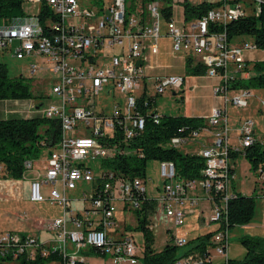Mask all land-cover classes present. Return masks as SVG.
<instances>
[{
	"label": "built area",
	"instance_id": "2783aa9c",
	"mask_svg": "<svg viewBox=\"0 0 264 264\" xmlns=\"http://www.w3.org/2000/svg\"><path fill=\"white\" fill-rule=\"evenodd\" d=\"M29 2L35 5L31 12L22 9V16L0 20V52L12 47L15 60L41 59L53 79L49 92L52 100L37 110L36 116L57 123V138L46 147L41 173L33 170L34 160H24L22 166L23 174L35 173L28 184V201L47 202L59 208L61 215L43 226L51 235L49 245L32 236L1 234L0 264L51 258L54 264H89L78 256L79 252L107 255L109 264H139L142 250L123 231L111 232L116 204L135 211L143 201L154 202L172 229L182 226L185 216L193 212L201 226L218 225L208 240L200 242L201 249L186 250L171 264H227V207L234 197L230 161L240 157L247 162L245 155L253 149L258 151L254 165L247 163L255 177L257 196L264 197V135L256 136L252 121L244 117L237 120L235 142L231 143L226 109L228 105L246 109L253 88L243 84L254 74L263 79L264 73H255L252 63L264 61H248L246 55L259 49L253 42L231 43L224 27L247 14L257 17L264 0H179L180 6L183 2L211 6L190 21H184L182 8L177 21V0H132L129 11L125 0L89 6H82L79 0ZM41 7L44 13L40 16ZM163 18V36L170 40L171 51L197 57L205 77L216 81L211 93L222 105L211 109L198 131L167 142V146L176 148L196 139L200 132L211 137L198 153L203 160L200 177L178 179L170 161L158 162L160 185L155 188L156 196L148 197L145 178L128 180L105 167L93 177L85 163L133 155L135 149L130 143L141 135L144 117L149 116L153 125L161 119L149 112L154 100L182 87V77H146L142 68L145 54H157ZM100 50L105 55L98 54ZM109 50L111 54L106 53ZM35 71L31 67L30 73ZM103 90L106 96H118L108 118L93 108L94 98ZM258 112L263 116L264 132V100ZM2 172L0 165V178ZM78 183L91 184L89 197L83 195L82 199L90 203V208H84L83 214L73 213L71 200L66 198V192L74 191ZM202 203L207 207H201ZM170 237L177 249L186 245L183 239ZM214 257L221 260L213 263Z\"/></svg>",
	"mask_w": 264,
	"mask_h": 264
},
{
	"label": "rangeland",
	"instance_id": "374dc122",
	"mask_svg": "<svg viewBox=\"0 0 264 264\" xmlns=\"http://www.w3.org/2000/svg\"><path fill=\"white\" fill-rule=\"evenodd\" d=\"M131 2L132 0H125L126 11H129L128 5ZM22 4V9H24L25 13L33 10V8H31L33 3L31 4L29 0H22ZM37 6L39 5L37 4ZM82 6H89V4L83 2ZM178 6L179 4H177V7ZM240 41L248 43L251 42L249 38L245 36L239 38L238 42ZM157 47L158 54L153 57H148L146 61L145 73H148V76L157 74L155 76L167 77L171 76L169 74L178 73H181L184 76L187 75V72L184 70L185 56L181 54H174L171 51V43L167 38L160 39L157 43ZM106 53L111 54V51L109 50ZM98 54L105 55V52L100 50L98 51ZM246 57L252 58V61H264V50H257L249 55H246ZM0 63L6 68L7 78L12 79L21 76L28 84L29 91L31 93V99L12 100L14 105L18 107H23L25 105L29 114L36 113V115H38L37 110L39 112L52 100V96L49 92L53 79L48 73V67L45 66L43 61L39 58L15 60L12 57V47L0 52ZM31 67L36 69L33 74L30 73ZM146 68L151 70H146ZM148 83H150V81H148ZM251 93L252 96L249 100H247L246 109L240 110L232 108L230 105L227 106V114L229 116L228 127L231 130L237 117H245L249 121H252L256 136H263V116L258 112V105L260 101L264 100V89L253 88L251 89ZM180 96L182 97L179 90L174 91V95H172L169 91L164 92L155 99L156 102L151 106L149 112H155L158 117H184L186 114L185 106L187 104L186 99L180 100ZM117 98L118 96L116 93H112L111 96H106L105 90H103V92L96 96L93 100V108L95 112H102L103 116L107 118L110 117ZM212 104V97L206 90L203 91L202 89H198L195 93H193V91L191 92L188 106L191 112L190 114H198V118H201L204 123L207 118L204 114H206V111H209L207 114L209 116ZM34 107L36 108V111H34ZM122 110L125 111V108L123 107ZM201 131L204 130L202 129ZM209 142H211V137L205 132H200L196 139L191 140L184 145H178L176 146V149L182 154H193L196 153L197 149L207 145ZM45 150V148H42L38 151L39 153L37 152L38 156L35 161L36 164L41 163L45 158ZM101 163L102 161L95 160L92 162H86L85 165L90 169L89 172L91 175L96 177L99 171L104 168L101 166ZM230 164H232L233 167L232 191L254 198L253 213L249 223L244 226L231 227L227 231V257L231 258L229 260L239 261L245 254L244 248L240 243L242 238L256 241L264 247V197L257 196V191L255 189L256 184L254 183L255 177L253 172L250 170L249 164L245 160L237 157L232 159ZM158 165L157 161H148L145 165V191L148 197H155L157 193L155 188L160 185ZM34 169L38 168L36 167ZM31 174H34V172H27L26 179L31 176ZM57 189L59 190V188ZM90 193L91 184L87 183H78L74 191L66 192V198L71 200L73 213L83 214L84 208H90V203L88 201H82L83 195H86V198H88ZM1 207L2 206H0V208ZM11 211L12 219L9 218L11 221L10 225L7 224L9 221H2V217L0 215V233L12 230V233H16L18 235L36 234L37 236L38 233H35V230L28 228V224L18 221L16 216L18 218V216H21L24 213L29 219H40L46 221L47 219L52 220L53 218L61 215L59 208L56 206L49 205L47 202L31 204L25 198L20 202H12ZM136 211L127 209L122 210L121 205L116 204L115 213L113 215L114 228L119 231L124 227L125 230H122L124 236L129 238L136 248H141L143 244L142 233L134 229L137 224L136 215L138 214H136ZM151 212L152 211L148 213L146 220L148 223H151V232L153 235L152 246L155 251H160L164 246L165 241H168V244H171L172 241L170 240V235L172 234L177 240L183 239L186 241V245L184 247L177 249V253L181 254L183 251L193 248L197 243L195 238L199 235L198 233H203L205 231L203 230V227H199L198 225L201 222L197 223L198 219L196 212L186 216L184 218L183 225L175 227L174 229L170 227V224L163 218L158 210L154 209L153 212ZM94 218L97 219L96 216H94ZM217 226V224L210 225V231H215ZM114 228L112 229V232L114 231ZM170 228L171 230L169 231ZM41 235L43 236L42 233ZM78 255L82 259H85L89 264H109V257L107 255L103 256L94 252H79ZM220 260V257H214L213 263L219 262ZM41 263L50 264L47 261Z\"/></svg>",
	"mask_w": 264,
	"mask_h": 264
},
{
	"label": "trees",
	"instance_id": "16d2710c",
	"mask_svg": "<svg viewBox=\"0 0 264 264\" xmlns=\"http://www.w3.org/2000/svg\"><path fill=\"white\" fill-rule=\"evenodd\" d=\"M210 7L205 3L194 6L183 2L181 4L183 19L184 21H190L198 18ZM42 9L43 7H41L40 16L44 13ZM22 15V0H0V20ZM218 30H221V28ZM224 32L231 43H238V39L245 36L259 50H264V6H261L257 17L249 14L242 16L238 20L225 25ZM186 66L190 75H196L198 72L203 71L199 66L190 68L188 63ZM252 69L255 73H264V63L253 62ZM243 87H264V77L262 79L261 75L254 74L243 84ZM28 99H31V93L26 81L21 76L12 79L7 78L6 68L0 63V101ZM144 118L145 125L141 135L130 143V146L135 149V153L129 157L103 161L101 166L111 169L117 175L130 180L134 177L145 178V165L148 161H170L175 167L178 179L192 180L200 177L199 170L203 167V160L198 155L182 154L176 148L167 146V142L172 137L185 138L189 134L198 131L203 126V120L201 118L161 116L158 125H153L149 120V116ZM57 134V123L40 117L0 120L2 177L20 178L23 174V161L36 159L38 151L42 148L46 149L48 145L54 142ZM41 141H45V143L42 144ZM257 152L256 149H253L248 155H245L251 166L258 160L259 155ZM253 200L252 197L239 193L234 194L227 207L228 229L249 223L253 213ZM151 206L149 202L143 201L139 210H135L138 215H136L137 224L134 229L140 231L143 237L140 264H171L175 257L185 253L186 250L178 254L177 248L173 246L172 242L168 244V241H165L160 251L153 249V235L146 220L148 216L147 209ZM210 236L211 232H208L196 237L197 244L192 249H201L202 244L200 242L208 240ZM240 243L245 251L244 257L239 261L227 260V264H264V247L261 244L247 238H242ZM49 260L46 259V261ZM41 262L43 261L40 259L32 261L22 259L17 264H41Z\"/></svg>",
	"mask_w": 264,
	"mask_h": 264
},
{
	"label": "crops",
	"instance_id": "0c3cea01",
	"mask_svg": "<svg viewBox=\"0 0 264 264\" xmlns=\"http://www.w3.org/2000/svg\"><path fill=\"white\" fill-rule=\"evenodd\" d=\"M109 1L110 0H79V2L81 4L83 2H85V3L89 4V5H93V4L97 3V2H103L104 4H106ZM176 3L179 4V0H177ZM177 4H176V7H177ZM176 7H174V14L176 16V19H178L177 21H179V19L181 18V16H180V14H181V6L179 4V6H178L179 8L178 7L176 8ZM164 21H165L164 18L161 19V21H160V27H159L160 33H161L160 39L166 38V37L163 36L164 27H165L164 26ZM159 40H157V42H156V47H157V43H158ZM117 50H118L117 48L114 49V51H117ZM157 54H158V47H157ZM157 54H155V55L145 54V56H144V62H143L142 68H143V71H144V74H145L146 77H156L155 75H157V74H154L153 76H148V73H145V65H146V61H147L148 57H150V56L153 57V56H156ZM181 55L185 56V58H184V70L187 72V75L184 76L181 73L180 74L179 73L178 74H169V75L183 78V85L179 89V91H180V93L182 95V97L180 96V100L186 99V104H187L185 106L186 114L184 115V118H198L199 117L198 114H190L191 112H190V109L188 107L189 106L190 94H191L192 91H193V93H195V92H197L198 89H202L203 91L206 90L208 92V94H210L211 97H212L213 104L211 105V109L214 108V107L221 106L222 103H221V101L219 99H217V98L212 96L211 89L215 85L216 81L205 77L204 68L199 64V62L197 60V57H194L193 55H190V54H181ZM246 59H248V61H250V60L252 61V58H249V57L247 58L246 57ZM186 62L188 63L190 68H193L194 66H196V67L199 66L201 69H203V71L202 72L201 71L198 72V74H196V75H190V72H189L188 68H186L187 67L186 66L187 65ZM146 70L150 71L151 69L146 68ZM169 92H171V94L174 95L173 91H169ZM155 102H156V100L154 101V104H155ZM34 111H36V108L34 109ZM208 112L209 111H206L205 112L206 114H204V115L208 116L207 115ZM226 113H227V109H226ZM16 115H19V116H16ZM35 116H36V113L29 114L27 112L25 105L23 107H18L16 105H14V103L12 101H0V120L7 119V118L29 119V118H33ZM227 116H228V114H227ZM238 119H240V118H238V117L236 118V120L234 122V125H233V128L230 130V133H229V140H230L231 143L235 142V137H236V130L235 129H236V122H237ZM201 148H203V147H200L199 149H197L196 153H193V154L194 155H198V153L200 152ZM185 154H188V153H185ZM46 155H47V151L45 152V158H46ZM234 158H236V157H234ZM32 160H34V162H35L37 160V158L36 159H32ZM42 162L39 163V164L35 163V166L38 168V169H34V170H36L35 171L36 173H41V167L43 165ZM26 173L27 172L22 174L21 177L19 179H16V180H12L11 178H0V206H2L0 208V215L2 217V221L3 220L9 221V222H7L8 225H10V223H11L9 218H11V216H12V211H11L12 210V202H20L24 198L27 199V201H28V184H29L30 179H32L35 176V173L31 174V176H29L27 179H26ZM231 187H232V184H231ZM232 193L236 194L235 191H232ZM31 204H33V203H31ZM150 205H152L151 206L152 208L148 207V209H147L148 213H150V211L153 212L154 209L158 210L157 205L154 202L151 201ZM201 207H207V204L205 205L204 203H202ZM121 208H123V207L121 206ZM186 216H189V215H186ZM22 217H24V218L21 219ZM56 218H58V217H56ZM16 219L18 221H20L21 223L28 224V228H31V229L35 230V233H38L37 236H36V234H34V235H32V234H24V235L35 237L38 240V242H40L42 244L49 245L51 243V235L49 233H46L43 230L44 224L46 222L50 221L51 219H47L46 221H43V220H40V219H29L28 217H26V215L24 213L21 216H18V218L16 216ZM53 219H55V218H53ZM198 221H197V223H198ZM149 224L151 225V223H149ZM198 225H199V227H203L204 228L203 230H205L203 233L202 232L198 233L199 234L198 236H202V235H204V233L212 232V231H210V228H209L210 225L209 226H201L200 224H198ZM115 230H117V229H115ZM122 230H125V228L123 227ZM122 230H119V231H122ZM11 231L1 232L0 235L3 234V233H7V232L8 233L9 232L12 233ZM150 231H151V229H150ZM41 233L43 234V236L41 235ZM112 233L113 232H111V234ZM227 245H228V242H227ZM140 249L142 250V247ZM227 249H228V247H226V258H227V260H229L231 258L227 257ZM232 259H234V258H232ZM83 260L86 261L85 259H83ZM48 263L54 264L52 261H49ZM139 264H140V261H139Z\"/></svg>",
	"mask_w": 264,
	"mask_h": 264
},
{
	"label": "water",
	"instance_id": "95a60500",
	"mask_svg": "<svg viewBox=\"0 0 264 264\" xmlns=\"http://www.w3.org/2000/svg\"><path fill=\"white\" fill-rule=\"evenodd\" d=\"M51 145V144H50ZM50 145H48V147H50Z\"/></svg>",
	"mask_w": 264,
	"mask_h": 264
}]
</instances>
